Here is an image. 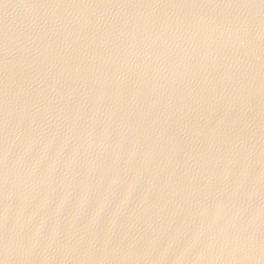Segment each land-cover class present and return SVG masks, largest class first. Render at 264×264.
I'll use <instances>...</instances> for the list:
<instances>
[{
	"label": "water",
	"instance_id": "95a60500",
	"mask_svg": "<svg viewBox=\"0 0 264 264\" xmlns=\"http://www.w3.org/2000/svg\"><path fill=\"white\" fill-rule=\"evenodd\" d=\"M0 264H264V0H0Z\"/></svg>",
	"mask_w": 264,
	"mask_h": 264
}]
</instances>
